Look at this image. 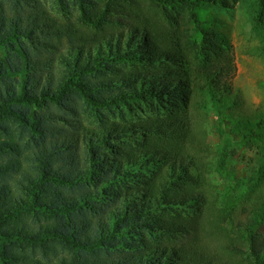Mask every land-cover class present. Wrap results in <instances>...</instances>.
I'll return each instance as SVG.
<instances>
[{"label":"trees","instance_id":"obj_1","mask_svg":"<svg viewBox=\"0 0 264 264\" xmlns=\"http://www.w3.org/2000/svg\"><path fill=\"white\" fill-rule=\"evenodd\" d=\"M57 1L75 11L73 19L56 20L37 0H0V264H43L24 251L46 256L57 247L95 261L121 245V257L98 264H264V200L237 222L234 244L232 218L211 215L195 177L173 154L191 142L193 63L208 71L213 105L230 92L227 40L198 16L202 6L226 11L230 0ZM254 2L264 54V0ZM152 6L168 9L169 19L174 9L186 16L199 34L194 49L150 17ZM135 102L166 108L168 115L121 124L103 112ZM81 111L95 117L93 128L74 120ZM229 124L225 132L227 123L218 120L223 147L234 133L235 142L260 145L253 180L259 186L264 116ZM222 148L217 170L226 175ZM186 160L196 169L192 157ZM141 166L152 175H141ZM12 178L18 193L9 186ZM29 219L35 229L25 225ZM202 234L217 242L212 255L192 248Z\"/></svg>","mask_w":264,"mask_h":264},{"label":"rangeland","instance_id":"obj_2","mask_svg":"<svg viewBox=\"0 0 264 264\" xmlns=\"http://www.w3.org/2000/svg\"><path fill=\"white\" fill-rule=\"evenodd\" d=\"M37 1L47 10L48 15L60 22L71 20L76 15L72 8L62 7L57 0ZM66 1L69 2V0ZM229 5L231 6L226 11L218 7L202 6L198 10V16L204 27L218 31L227 40V55L231 63L225 82L230 87V92L222 95L220 103L213 105L206 94L208 71L195 67L193 63L190 67V80L194 91L193 106L192 108L190 106L189 109L192 124L191 142L181 150L175 149L173 154L177 157V163H181L186 169L188 168V171L195 177L196 191L202 195L211 215L222 214L232 218L229 229L235 244V225L238 221H244L264 200V180L259 181V186H253V180L257 177V169L261 164V151L259 143L235 142V133L233 140L224 142L223 147L217 125L218 120L224 118L227 123L224 131L227 132L230 127L229 120L230 122H235V119L256 121L259 117L264 116V54L260 33L253 25L254 0H236V2L230 0ZM168 12V9L162 7L152 6L149 8L150 17L160 27L178 31V35L184 43L192 48L191 43L198 39V32L194 30L192 23L187 20L186 16L180 14V10H172L173 15H176L171 19L167 17ZM60 48L63 54L64 44ZM0 53L3 57L5 52L0 50ZM192 57L194 56L192 55ZM54 66L55 71L60 69L57 68L59 66L58 61L54 62ZM30 109L33 110L34 107H30ZM103 112L108 121L121 124H139L149 117L159 118L168 115L166 108L154 107L143 102L131 103L128 109L123 108L113 114ZM74 120L79 121L88 129L96 125L95 117L88 111H81ZM262 129L264 131V125ZM134 140L135 137H130L126 141L134 143ZM221 148L225 152L222 164L227 171L226 175L220 174L217 170ZM24 153H26L25 150H23V155ZM189 156L196 163V169L189 166V161L186 160ZM23 157H20L22 161ZM1 158L5 159L6 156ZM150 171L149 166L145 168L141 166L138 170L141 175L147 176L151 174ZM229 174L233 175L231 180ZM15 181L16 178L8 179L11 190L18 193L19 189ZM186 214L191 215V210ZM25 223L27 227L34 229L38 225L31 219ZM186 242H188V238L181 240V243ZM214 242L217 244L216 241ZM214 242L207 234H202L195 240V246L192 247L191 245V247L197 249L199 255H212L216 247ZM119 247L110 250L108 253L100 252L95 257V261L91 254L82 255L77 252L73 254V252L58 247L54 253L49 252L46 256L39 249L30 248L26 249L24 254L26 257L38 260L43 264H60L62 259L66 261L87 260L88 262L82 264H98L103 260L121 257L124 252L121 250L122 245Z\"/></svg>","mask_w":264,"mask_h":264}]
</instances>
